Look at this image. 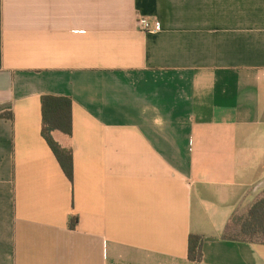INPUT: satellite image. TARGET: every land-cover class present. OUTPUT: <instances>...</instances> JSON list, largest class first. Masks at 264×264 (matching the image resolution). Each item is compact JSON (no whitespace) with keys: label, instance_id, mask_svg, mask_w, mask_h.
Returning <instances> with one entry per match:
<instances>
[{"label":"crops","instance_id":"0c3cea01","mask_svg":"<svg viewBox=\"0 0 264 264\" xmlns=\"http://www.w3.org/2000/svg\"><path fill=\"white\" fill-rule=\"evenodd\" d=\"M262 197L264 0H0V264H264L226 238Z\"/></svg>","mask_w":264,"mask_h":264},{"label":"trees","instance_id":"16d2710c","mask_svg":"<svg viewBox=\"0 0 264 264\" xmlns=\"http://www.w3.org/2000/svg\"><path fill=\"white\" fill-rule=\"evenodd\" d=\"M42 105V136L56 156L65 175L73 181V154L71 150L63 148L53 138V133L59 132L71 137L73 134L72 108L73 100L69 97L45 95L41 98ZM1 117H5L2 115ZM234 220V219H233ZM238 231L230 234V228L226 232V238L232 241L248 243H264V197L257 200L248 213L240 218ZM231 226V225H230ZM203 239L192 235L189 241V258L193 262L202 261Z\"/></svg>","mask_w":264,"mask_h":264},{"label":"built area","instance_id":"2783aa9c","mask_svg":"<svg viewBox=\"0 0 264 264\" xmlns=\"http://www.w3.org/2000/svg\"><path fill=\"white\" fill-rule=\"evenodd\" d=\"M139 23L143 32L156 34L162 31V27L159 22L152 24L149 20L141 19Z\"/></svg>","mask_w":264,"mask_h":264},{"label":"rangeland","instance_id":"374dc122","mask_svg":"<svg viewBox=\"0 0 264 264\" xmlns=\"http://www.w3.org/2000/svg\"><path fill=\"white\" fill-rule=\"evenodd\" d=\"M240 218L239 216H237L236 218H234V220L231 222V226H230V234L234 233L235 231L239 230L240 227Z\"/></svg>","mask_w":264,"mask_h":264}]
</instances>
